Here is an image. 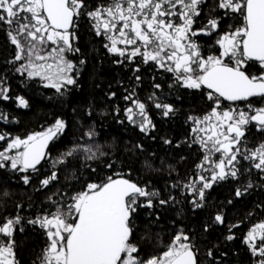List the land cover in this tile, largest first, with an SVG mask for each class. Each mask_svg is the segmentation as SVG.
I'll list each match as a JSON object with an SVG mask.
<instances>
[{"label":"snow or ice","instance_id":"1","mask_svg":"<svg viewBox=\"0 0 264 264\" xmlns=\"http://www.w3.org/2000/svg\"><path fill=\"white\" fill-rule=\"evenodd\" d=\"M0 35V264H264V0H0Z\"/></svg>","mask_w":264,"mask_h":264},{"label":"trees","instance_id":"2","mask_svg":"<svg viewBox=\"0 0 264 264\" xmlns=\"http://www.w3.org/2000/svg\"><path fill=\"white\" fill-rule=\"evenodd\" d=\"M91 37L84 34L82 43L88 44ZM3 37L0 35V48H3ZM93 47L98 48L99 45H91L88 44L89 51L91 52ZM91 69V66H90ZM96 71L100 73L98 77V82L102 81L104 86L106 87L107 84L111 83L113 85L114 90H118L116 88V82L120 79L125 78L126 76L130 75V73L127 71V69L121 70L118 67H113L110 65V63L105 62V64L101 67L97 65ZM145 82L143 85V90L141 91V97L147 94L149 89V76H145L144 78ZM13 87L16 90L17 93L23 94L26 97L30 98V103L32 104L31 109L29 110H21L20 118L21 123L17 126V129L19 131L24 130H39V126L42 124H46L47 121H49L53 115V112L56 111V109H53L51 105L48 103L47 100L44 99V97L36 92H34L32 89L25 87L23 84L20 83V81H14ZM87 88H91V80L89 79L86 83ZM102 98V97H101ZM121 106L123 107V102L120 101ZM105 126L108 128L109 131L112 132V134L122 133L124 132V129L121 128L118 124L115 123V121L112 120L111 116L108 117V119L105 121ZM161 132L160 134H163L165 131H169V129L166 126L161 125ZM175 131H169L170 135H178L179 129H176V126H172ZM138 131V130H137ZM127 135H134L132 131H129ZM146 143L149 144L150 147L156 148L159 147L157 144H153L151 141H146ZM194 154L189 156V162L193 159ZM214 196L218 197L219 199H223L224 195L226 193L223 190H218L217 192L213 193ZM244 209L242 206H237L235 211L232 213L233 215H239L241 212H243ZM20 247H21V255L24 257L26 264L28 261L31 260L33 252L38 248L40 241H38L37 237L33 235L32 233H28L26 235L20 236ZM235 246H240V241L237 240L235 242ZM240 259L243 261V264H247V257L244 255L243 248L241 247V257Z\"/></svg>","mask_w":264,"mask_h":264}]
</instances>
